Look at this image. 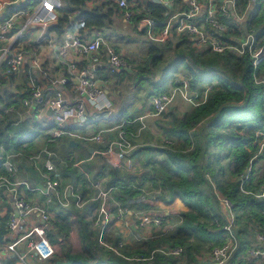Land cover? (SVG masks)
Listing matches in <instances>:
<instances>
[{"label": "built area", "instance_id": "obj_1", "mask_svg": "<svg viewBox=\"0 0 264 264\" xmlns=\"http://www.w3.org/2000/svg\"><path fill=\"white\" fill-rule=\"evenodd\" d=\"M20 1L22 0H13L12 3ZM144 1L166 9L165 24L160 29H157V24L152 18L143 17L139 20L145 40L149 44H164L167 37L174 34L188 38L191 47L197 50H206L216 55L232 54L239 58L244 57L250 64L253 83L262 84L264 90V71L258 70L260 63L264 60V34L257 37L250 26L249 0H247L249 4L244 9L238 7L240 0H187L186 6L176 12L170 11L173 0ZM114 2L117 8L123 10L125 18L129 19L132 16L130 11L132 5L128 0H114ZM58 8H61L60 0H39L32 10H18L0 21V62L4 63L7 74L18 75L25 57H29L30 71L24 80L27 96L21 100L23 114L33 116L39 121L42 119L43 111L51 113L52 121L47 128L48 141L52 142L61 136H68L99 144L105 142L103 133L115 131V137L106 142V147L94 153L107 157L116 155L118 158L140 147L139 140L142 131L146 128V117L154 116L164 119L176 95H180L194 107L205 102L212 84L207 83L200 89L198 87L193 89L189 86V78L184 76L177 79L168 92L149 98L150 114L122 120L115 126L92 135L75 133L71 129L72 125L84 127L93 121L95 114L110 115L113 112V103L106 95L108 81L96 77V70L101 67V64L94 59L93 55L102 53L113 70H131L132 65L127 58L111 48L101 33L94 32L93 37L87 41L84 38L85 34H80L76 28H72L74 24L70 21L61 29L62 38L59 43L46 38L48 28L56 21L55 11ZM259 15L264 18V0H260ZM18 23L20 25L13 33H10ZM31 27L38 28V38L31 43L23 42L27 30ZM42 43H46L55 52L61 75L50 74L35 53ZM85 55H89L90 60L83 63L80 57ZM6 111H14V109L9 108ZM97 119L96 117L95 120ZM163 143L168 145L171 141L164 140ZM260 154L264 155V137L257 151V155ZM26 159L41 176L42 186L34 187L26 180L17 178L18 168L9 160V155L6 154L1 158V165L12 179L0 177V186H5L12 194L13 207L17 211V215L13 212L9 214L4 230L6 232L19 230L20 234L12 241L0 243V254L12 253L21 264L41 263L54 256L55 247L46 234V226L50 221L48 206L53 201L62 207L69 204L81 207L84 204L81 195L74 192L71 185L63 186L62 170L73 167L83 174L94 193L92 199L97 203V211L93 225L98 230V242L120 255L116 247L103 241V234L112 217L109 202L115 206L114 217L117 221L128 213L126 208L121 207L112 198L111 192L114 188L102 187L98 182L92 181L90 176L82 170L81 162H68L61 159L55 151L45 146L29 154ZM252 164L251 160L238 176V189L243 194L264 197V179L257 191L252 192L246 188ZM203 176L209 182L211 192L218 200L225 220L222 223L217 218L213 219L217 231H220L221 242L209 250L207 258L209 264H228L239 248L236 236V215L232 203L217 190L210 174L205 172ZM22 189L35 192L43 198L39 202L29 203L25 200ZM32 214L36 215L38 222L30 223L28 217ZM133 216L137 219L138 227L143 229L150 226L158 227L166 217L169 219L175 215L169 211L155 213L153 210H148L135 212ZM253 238L254 242L246 250L245 258L255 259L253 264H264L257 260L260 257L264 258V232L254 230ZM117 245L123 246V242L120 240ZM22 246H24L23 249ZM157 252L178 257L183 249L175 246L158 249ZM30 254L34 256V262L29 260Z\"/></svg>", "mask_w": 264, "mask_h": 264}, {"label": "trees", "instance_id": "obj_2", "mask_svg": "<svg viewBox=\"0 0 264 264\" xmlns=\"http://www.w3.org/2000/svg\"><path fill=\"white\" fill-rule=\"evenodd\" d=\"M84 1L70 0L79 9L78 21L72 28H76L80 34H85L91 28L101 30L111 23V17L116 8L114 0L105 1L92 8H86ZM247 4H249L247 0H240L238 7L244 9ZM259 8L260 0H255L248 13L250 26L257 37L264 34V18L259 15ZM130 11L131 17L136 22L143 17H149L155 20L157 29L165 24L166 9L160 5L145 1L142 7L137 6L133 9L134 13L132 9ZM67 23L66 16H63L48 30L60 33ZM175 36L169 35L166 42L160 45L172 44ZM174 45L184 46L182 50L176 52L173 72L178 66L184 65L188 73L189 86L193 89L205 81H214L215 85L209 91L205 102L189 113H171L169 118L157 121V128L164 134L181 140L179 148L173 149L171 144H164L161 149L156 150V145H148L149 142L132 151L130 156L142 152L153 154L158 151L161 152L162 157L158 160L145 161L144 165L147 164L146 167L150 169L141 174L140 186L138 184L135 189H128V196L134 198L135 195H140V202L130 204L131 208L132 205L136 207L139 205L141 209H149L158 201L170 205L176 198L185 206V210L179 213L178 218H174L171 231L158 233L145 241H137L129 246H118L117 242L120 240L118 235L111 233L109 236H103V241L116 247L120 255L102 246L97 241V230L92 228L91 222L80 215L78 220L80 251L67 253L52 264H174L187 251H197L200 243L207 242L209 244L207 249L220 244V231H216L213 219L217 218L222 223L225 220L220 204L212 194L209 182L203 176L205 172L210 174L217 190L232 203L236 214L239 248L233 256L240 258L235 264H242L246 260V250L253 231L264 232V197L241 193L237 182L238 176L251 160L253 164L246 188L255 192L264 179V174L261 178H256L254 168L255 162L264 158L263 154L257 155L264 137L263 86L253 83L250 64L244 57L239 58L232 54L216 55L206 50H197L191 47L184 36L179 37ZM159 52L156 44L148 45L147 54L152 65H155L156 60L159 59ZM258 70L264 71V60L260 63ZM141 72H143L142 68L136 75ZM7 78L12 81L15 75L8 74ZM163 81H166L165 78ZM160 86L162 87V85L156 86L151 94L160 93L164 89ZM26 95L27 93L19 97L23 99ZM6 97L9 101L4 102L2 109L10 105H18L19 98L15 94L6 95ZM0 115L7 123L5 130H8L11 135L22 136L25 141L32 138L33 132L26 124L11 125L10 117L3 114V110H0ZM222 160L226 162L225 167L221 163ZM223 168L226 169L230 180L224 178ZM102 174V172L96 173L93 180ZM107 174L108 184L111 186L129 184L123 179V175V177L119 175L118 170L109 169ZM145 183L160 188L161 193L147 195L142 191V185ZM86 185L84 184L79 191L83 199L93 197ZM116 199L114 200L118 203ZM126 201L120 200V203L124 206ZM1 219L3 222L4 217ZM179 219L180 222H178ZM56 225L58 233H62L58 237H65L69 227L68 214H63ZM209 225L213 227L209 228ZM3 229H1L2 233L5 231ZM49 237L53 242L55 238ZM194 244L197 245L195 248ZM175 246L183 249L179 257L157 252L158 249Z\"/></svg>", "mask_w": 264, "mask_h": 264}, {"label": "crops", "instance_id": "obj_3", "mask_svg": "<svg viewBox=\"0 0 264 264\" xmlns=\"http://www.w3.org/2000/svg\"><path fill=\"white\" fill-rule=\"evenodd\" d=\"M13 0H0V21L3 19L9 17L12 13L18 11V10H32L34 6L39 2V0H22L20 2L12 3ZM61 1V8H58L55 11V17L56 21L51 23V25H54L59 18H62L63 16H66L67 21L72 22V24H76L78 21V14L79 9L76 5H73L70 0H60ZM105 1L109 0H85V7L86 8H92L94 6H97L99 4L104 3ZM130 2L131 9H133L137 6L142 7L144 4V0H128ZM187 0H173V7L170 9L172 12L180 11L181 8H184L186 6ZM116 4V2H115ZM72 10V11H70ZM68 13V14H67ZM134 13V11H133ZM20 25V23L16 24L13 27V30L10 31V33H13V31ZM98 31L101 33V35L106 39L108 44L113 48L117 53L122 55L123 57L132 60L134 62H142V60H137L136 56H145L147 57V50L149 43L145 40L144 34H143V28L141 26V23L139 21H135L132 17L129 19L125 18L123 16V10L115 8V12L113 13L111 17V23L107 25L106 27H103L101 30L97 28H91L85 33L84 38L85 40H90L94 32ZM38 28L37 27H31L27 30L25 37L23 38V42L31 43L34 40L38 38ZM124 35H126L124 37ZM141 35L143 36V40L137 43L139 48L137 49L136 46L133 48V50H129L127 47V43L134 42L130 41L129 38L137 39V36ZM185 37V36H184ZM46 38L49 40L55 41L59 43V41L62 38V33H57L55 31H47L46 32ZM187 40L190 42V40L187 38ZM6 44V42H3ZM191 45V43H190ZM138 52V53H137ZM35 53L38 54L40 60L43 63L44 68L52 75H61V69L58 67L57 59L55 56V52H53L46 43H42V45L35 51ZM94 59L98 61L101 64V67L97 68L96 70V77L98 79H105L108 81L107 84V93L106 95L110 98V100L113 103V112L110 115H105L102 113L95 114L93 116V121L89 123L88 125L84 127H79L76 125H72L71 129L77 134L81 135H92L100 130H105L108 128H111L121 122L122 120L126 119H132L133 117L137 115H143V114H150V108H149V98L153 95H151V90L149 91V94L146 96L148 99L144 103H140L142 101H136L135 98H130L129 101H124L125 97L123 96V88L122 83L125 84L126 76H122L121 74L126 72L127 75H134V70H113L106 60V58L102 55V53L94 54ZM90 58L88 56H82L80 57V61L83 63L89 62ZM139 64V63H137ZM139 66V65H138ZM29 57H25L23 65L21 67V72L18 75H15V78L11 81L8 77V74L5 72V65L4 63L0 62V101H3V103H0V110H3V114L7 115L11 119V125L17 126L21 123H24L27 125V127L33 132L32 138H29L28 140H23L24 137L22 136H13L10 134L8 130H5L6 121L1 117L0 115V177L6 178L7 180H11L12 177L5 171L3 166L1 165V158L8 154L9 160L18 168V172L16 173V177L21 180H26L30 185L34 187H40L43 185V181L41 179V176L38 174V172L27 162L26 157L31 154L39 151L43 146L48 147L49 149L55 151L52 148V144L56 142L55 141H48V131L47 128L49 127L52 116L49 111H43L42 119L37 121L32 116H29L28 114L24 113V108L21 105V100L19 96L25 95L27 92L26 90V84L23 82L25 80L26 75L29 73ZM6 76V77H5ZM23 78V80H22ZM213 82L205 81L203 82L200 87L198 86V89L202 88L201 86L210 83L213 87ZM162 85L161 88H164L160 93H166V91H169L170 84L168 82H161L156 84L153 87ZM24 86V87H22ZM167 91V92H168ZM15 94L19 98V102L17 106L10 105L8 108L2 109V105L4 102L9 101L7 99L6 95ZM157 94V95H158ZM150 95V96H149ZM27 96V95H26ZM25 96H23L24 98ZM129 97V96H128ZM127 97V99H128ZM133 99V100H132ZM124 103V108H121L120 105ZM12 108L14 111H6L7 109ZM194 105L186 102L181 98L180 95H176L169 106V109L166 112V117L169 118L171 116V113H189L192 109H194ZM130 109V113L127 114V110ZM39 111V109H38ZM35 112V111H34ZM98 118L95 120V118ZM165 117V118H166ZM158 120H161L159 118H156L154 116H148L145 119L146 128L142 131L140 136V147L143 145H147L149 142H144L146 140L155 141L157 139L164 141L168 140L171 141V145H174V147L181 144L180 139H176L174 137H171L169 135L164 134L159 128H157L156 123ZM103 122V125H100V122ZM116 135L115 131H108L103 133V140H105L104 143H95L94 141H82L77 138H70L68 136H65L69 139L68 141V148L71 152H73L74 159L73 160H67L64 159L62 154L61 156L57 154V156L61 159H64L68 162H81V168L84 172H86L92 181L98 182L102 187H113L114 189L111 192V196L116 199L117 197L120 200H127L126 204L123 206L120 203V200L117 198L116 201H118V204L126 208L128 210V213L123 216L120 220L117 221L115 216V206L109 202V210L112 213L111 221L109 225H107L105 232L103 236L107 235L109 236L111 233L116 234L119 236V239L123 242V245L129 246L134 243H137V241H145L149 239L150 237H154L158 233H165L167 231H171L173 229L172 225L175 221V217L181 213L182 210H168L166 208H161V210H158L159 208H156L157 204L154 203V207L147 208V209H141V207L138 205L137 207L132 205V208L130 204H133L134 202L139 203L140 199L137 194L134 198H130L128 195V189L138 186L139 178L141 174H143L142 169L134 163L133 156H141L146 154L145 152L135 154L133 156H130L131 153L126 155H121L117 158V166L114 165L115 170H118V173L120 176L123 177L125 181H127L129 184L126 186H111L108 184L109 176H108V167H104L105 165H101L96 171V154L94 151L100 150L101 148L106 147V142L110 139H113ZM62 137V136H61ZM158 137V138H157ZM150 138V139H149ZM146 139V140H145ZM73 141L76 143V146L73 147L72 145H69V142ZM81 142L83 145L84 153H77L75 152L78 146V143ZM87 142H92V144H87ZM153 146V144H148ZM139 147V148H140ZM92 149V152H89V149ZM138 149V148H137ZM69 154H66V156ZM59 167V166H58ZM60 168V167H59ZM136 168V169H135ZM255 168V167H254ZM96 171V172H95ZM123 171L130 172L128 174L134 175L135 177L131 179H126L127 177ZM95 172V173H94ZM102 172L103 174L100 175L98 178H94L93 176L96 173ZM66 173H73L75 176L73 184H70V178L66 175ZM62 179H63V186L64 185H71L74 192L79 193L80 190L84 187V184H87L86 187L90 190L91 196H93V193L90 189L89 183L85 181L83 178V174L76 168L69 167L65 168L61 172ZM77 174H80V177L77 178ZM82 177V178H81ZM107 177V178H106ZM230 177H228V180ZM1 182V181H0ZM122 189V191H121ZM24 192L25 200L29 203L32 202H39L43 197L41 195H38L35 192L27 191L25 189H22ZM80 194V193H79ZM84 204L81 207H76L73 204H69L66 207L59 206L54 201L48 206V210L50 212V221L48 225L46 226V234L50 240L49 236H53L55 239L52 242H50L55 247V254L54 256L48 260L41 263L36 264H52L53 261L62 258L67 253H76L79 252L81 249V241L79 237V231H80V224L78 223L79 216L82 215V217L91 222V226L93 229L97 230V228L93 225L94 218L97 211V203L92 199V197H89L87 199H83ZM13 203H12V194L8 192L7 188L5 186H0V231L3 229L4 224L11 212H13ZM148 210H153L156 212H170L175 216L169 217V219L166 217V219L162 222L164 225H160L158 227L150 226L147 228H139L137 225V219L133 216V213L135 212H146ZM130 211V212H129ZM222 211V208H221ZM67 213L69 217V227L67 234L65 237H58L62 233H58V227L56 225L57 222L60 221L61 216L63 214ZM236 215V214H235ZM4 217V221L2 222L1 219ZM30 223H36L38 222V219L36 215H30L28 217ZM237 226V225H236ZM4 230V229H3ZM217 231V230H216ZM238 231V227H236V234ZM20 234L19 230L6 232H1L3 242H9L14 240L18 235ZM221 235V234H220ZM237 236V235H236ZM97 237H98V230H97ZM253 239V241H252ZM252 239L248 242V248L250 245L253 244L254 238L252 236ZM119 240V241H120ZM238 240V239H237ZM98 241V240H97ZM221 242V241H220ZM239 244V243H238ZM24 246H22L23 249ZM212 248V247H211ZM210 248V249H211ZM247 248V249H248ZM210 249H207V251H200L197 255V259L202 264H209V260L207 258V254ZM60 255V256H58ZM62 255V256H61ZM179 257V256H178ZM236 257H232L228 264ZM240 257H237L236 259H239ZM29 260L31 262H34V256L32 254L29 255ZM258 261H261L264 263V258L260 257L257 259ZM255 259L252 258H246V260L242 264H253ZM0 264H21L17 257L13 255L12 253H1L0 254Z\"/></svg>", "mask_w": 264, "mask_h": 264}, {"label": "rangeland", "instance_id": "obj_4", "mask_svg": "<svg viewBox=\"0 0 264 264\" xmlns=\"http://www.w3.org/2000/svg\"><path fill=\"white\" fill-rule=\"evenodd\" d=\"M125 36L126 35H124V37ZM179 37H181V36H175L173 43L170 45H160V44L156 45V47L160 50V52L158 53L159 59L156 60L155 65H152L150 63L151 59L149 60V56L145 57L143 55L142 56L137 55L136 56L137 60L139 61V60L143 59L142 62H134V61L128 59V61L133 65L132 70H134L135 74L132 76L127 75L126 72H124V71L121 74L122 76H126L125 77V80H126L125 84H123V83L121 84L122 88H123V96L125 97L124 101H129L130 98H133V99L135 98L136 101H138V102L142 101L140 103H144L148 99V97H146V96L149 94V91L151 90V92H152L153 91L152 89L156 84L164 82L163 81L164 78L166 80L165 82H168L171 85L169 88V90H170L171 87L175 84L177 79H179L180 77L188 76L187 69L184 67V65L178 66L177 69L174 70V72H173L174 63L176 60V58H175L176 52H179L180 50H182V48L184 46V45H179L176 47L174 45L175 43L178 42ZM143 38L144 37L141 35H138L137 39L129 38L130 41H133V40H135V41L127 43L126 48H128L129 50H133V48L136 46V48L138 49L139 46L137 45V43L142 41ZM137 63H139V64H137ZM140 68L143 69V72H141V74L136 75V73H139ZM213 85H215L214 82H213ZM151 95H153V94H151ZM127 97H128V99H127ZM120 107L124 108V103L121 104ZM128 113H130V109L127 110V114ZM100 125L101 126L103 125L102 121L100 122ZM68 141H69V139L67 137L62 136L56 142H54L52 144V148L60 156L62 154L64 159L73 160L74 155H73V152H71L70 149L68 148ZM144 142H150L151 144L156 145V148H155L156 150L161 149V147L164 146L162 139L161 140L157 139L155 141L146 140ZM87 144H92V142H87ZM83 145L84 144H81V142H79L75 152H77L78 154L84 153ZM172 147H173V149H176V148H179L180 145H178V146L176 145L175 147H174V145H172L171 148ZM66 154H69V155L66 156ZM96 156H97L96 162H95V166L97 169L96 171H98V169L101 165H105L104 167H108V169L114 168V165L117 166V164H115V163H117L116 157H113V156L107 157V156H103V155H99V154H96ZM161 157H162L161 152L155 151V152H153V154L146 153V154L141 155V156H136V157L133 156L132 160L135 161V163L133 164L134 167L136 164L137 166H139L142 169V171L144 173L150 169V167H146L147 164L144 165L145 161L158 160ZM221 163L225 167L226 162L222 160ZM254 166H255V175L257 176L256 178H261V176L264 174V158L257 160L255 162ZM123 172L125 174H127V175H125L127 177L126 179H131V178L135 177L134 175L128 174L130 172H125V171H123ZM223 176L226 179H228V177H230L228 175L226 169H224ZM79 177H80V174H77V178H79ZM83 178L85 179L84 176H83ZM85 181L88 183V181L86 179H85ZM139 182H140V180H139ZM141 184H139V186ZM142 191L149 196H153L155 194L161 193L160 188L153 187L152 185H149V183H145L142 185ZM156 204H157L156 208H159L158 210H161V208H166L170 211L177 210L179 212H180V210H185V206L176 198L174 199V201H172V204H170V205H166L163 202H159V201ZM162 225H164V224L162 223L161 226ZM212 227H211V225H209V228H212ZM252 241H253V239H252ZM198 245H199V248L197 251H195V250H190L189 252L187 251L185 253L186 255L184 254L182 257L177 259L174 262V264H200L201 262H199V260L197 259V255L199 254L200 251H203V252L207 251L209 244L207 242L206 243L203 242V243H200ZM196 246L197 245L194 244V248ZM58 256H60V255H58ZM235 262H237L236 258H234L233 261L230 262V264H235Z\"/></svg>", "mask_w": 264, "mask_h": 264}, {"label": "water", "instance_id": "obj_5", "mask_svg": "<svg viewBox=\"0 0 264 264\" xmlns=\"http://www.w3.org/2000/svg\"><path fill=\"white\" fill-rule=\"evenodd\" d=\"M249 1H250V9H251L252 6H253L254 0H249ZM69 145H72L73 147H75L76 146V143L73 142V141H70L69 142ZM89 152H92V149L91 148L89 149ZM66 175L70 178V184H73L74 179H75L74 174L73 173H66ZM13 213L15 215H17V211L15 209H13ZM0 226H1V223H0ZM2 242H3V239H2V235H1V231H0V243H2Z\"/></svg>", "mask_w": 264, "mask_h": 264}]
</instances>
